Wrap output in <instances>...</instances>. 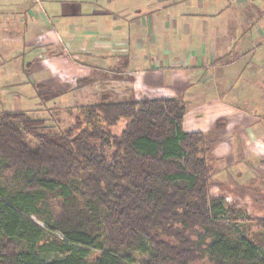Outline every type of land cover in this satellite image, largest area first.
Segmentation results:
<instances>
[{"label":"trees","instance_id":"trees-1","mask_svg":"<svg viewBox=\"0 0 264 264\" xmlns=\"http://www.w3.org/2000/svg\"><path fill=\"white\" fill-rule=\"evenodd\" d=\"M77 111L57 131L0 111V264H264V217L210 196L182 99Z\"/></svg>","mask_w":264,"mask_h":264},{"label":"crops","instance_id":"crops-1","mask_svg":"<svg viewBox=\"0 0 264 264\" xmlns=\"http://www.w3.org/2000/svg\"><path fill=\"white\" fill-rule=\"evenodd\" d=\"M58 4L41 15L26 0H0L2 110L22 111L19 103L30 99L43 104L49 87L62 98L80 92L104 72L122 76L134 93L144 84L166 92L160 98L181 99L187 88L184 125L189 113L201 128L186 131L202 133L206 161L210 154L217 158L214 167L207 161L210 196L244 205L251 218L264 217V0ZM144 45L154 54L142 57ZM172 45L187 50L172 54ZM50 49L60 54L51 57ZM147 63L150 71H144ZM232 63L237 70L226 78Z\"/></svg>","mask_w":264,"mask_h":264},{"label":"rangeland","instance_id":"rangeland-1","mask_svg":"<svg viewBox=\"0 0 264 264\" xmlns=\"http://www.w3.org/2000/svg\"><path fill=\"white\" fill-rule=\"evenodd\" d=\"M17 1H21V0H17ZM27 2L31 3V6L33 7V9L43 15L45 11H50V9L52 7H55V5H57L60 1L62 0H26ZM67 1V0H66ZM74 1H84V2H98L100 4V2L102 0H74ZM68 4V3H67ZM59 5V4H58ZM70 6H72L71 4H69ZM58 31L62 32V30L57 26ZM104 30V29H99V31ZM66 35V33H65ZM88 37V35L86 36ZM148 40L147 38H145V41ZM148 42H150L148 40ZM186 42V41H185ZM184 42V43H185ZM183 43V44H184ZM155 47H159L160 50H163V48H168L165 44L157 42ZM154 47V48H155ZM172 49L168 50L170 51L172 54H177V55H181L183 56L187 50L186 46L183 49H180L178 46L173 47V45L171 46ZM179 48V49H178ZM144 50H141V56L143 57L144 55H153L154 54V50L152 49L151 46L149 45H144ZM60 49H50V51H48V54L51 55V57L59 55L60 53ZM145 68L144 71L147 69L148 71H150V64L147 63L144 64ZM178 66V65H177ZM56 67V66H55ZM170 68H172V65L169 66ZM174 68V67H173ZM178 67H176L177 69ZM229 68V69H228ZM227 69H224V71L226 72V78L229 77L230 79H232V75H228L227 72H230L232 69L237 70V66L235 64H230L229 67ZM223 70V69H222ZM222 70H218V72L222 71ZM104 72V71H102ZM106 74V77H102V76H95L94 78L97 80V83L93 86H81L80 92H72L71 95L70 94H65L66 96H64L63 98L60 97L58 94H56L55 88L49 87L43 94V104L38 103V102H34L33 100H29V102L26 103L27 100H24L23 102H20L19 105H21V110L25 111L26 113H28L31 116L37 117V118H44L46 121V124L48 125L49 128H52V130L57 131V130H61L64 128L69 127L70 125L74 124L75 121H81V123L84 122V117H80L78 114V108L80 106H85V105H89L91 103L100 101L101 98H105V100L108 101H113V102H120L122 100H126V99H130V98H152V97H156V98H160V97H164L166 96V92H163L162 89H160L158 86H147L143 84V87H137L138 88V93H134V92H130L128 90V88H132L130 87V85L123 83L119 78H121L122 76H119V74H114L113 72H104ZM246 75V74H245ZM52 78H57V74L56 71L54 70L52 73ZM229 79V80H230ZM55 80V79H54ZM84 84V83H83ZM52 86V85H51ZM26 89L30 92L33 91L34 92V88L27 86ZM128 90V91H127ZM187 88H182L181 91L185 92V94H182L181 99L186 100L188 93H186ZM145 93L147 94V96L145 95ZM68 96V98H66ZM62 100H61V99ZM34 102V103H33ZM193 102L189 103L192 104ZM25 107V108H24ZM40 107H42L41 109H39ZM190 108L188 107V110ZM2 110L1 106H0V111ZM80 119H79V117ZM185 116V115H184ZM78 120H77V118ZM126 121L125 120H120L115 126L110 128V132L112 134H119L121 132V130L123 129V127L125 126ZM183 127L185 130L191 129L192 128H201L200 123L196 120L193 119L191 117V115L188 113L186 119H185V125H184V121H183ZM206 146V145H205ZM204 146V148H206ZM207 158L209 159V162L213 165V167L216 164V157L212 156L211 154L207 156ZM207 159V161H208ZM218 173H214L213 177L218 176ZM222 177V174H221ZM218 178V177H217ZM232 181H227V186H224V188L226 189V192H228L229 194H231L228 189V184L231 183ZM231 185V184H230ZM231 189H233L234 187H230ZM232 195V194H231ZM227 205L230 204H234L235 207L237 208H243L244 205L242 204H238L236 205V203H233L232 199H231V203H226ZM241 206V207H240ZM252 207H250L251 210ZM253 213V212H251ZM251 216V215H250ZM60 238V235H57Z\"/></svg>","mask_w":264,"mask_h":264}]
</instances>
